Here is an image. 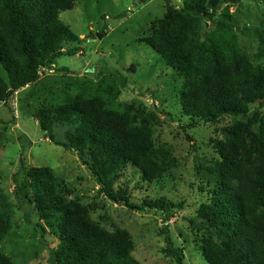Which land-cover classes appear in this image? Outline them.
I'll list each match as a JSON object with an SVG mask.
<instances>
[{"label":"trees","instance_id":"obj_1","mask_svg":"<svg viewBox=\"0 0 264 264\" xmlns=\"http://www.w3.org/2000/svg\"><path fill=\"white\" fill-rule=\"evenodd\" d=\"M75 1L0 0V105L37 84L41 69L53 70L60 57L81 51L83 40L60 19ZM244 1L185 0L177 9L164 0V18L152 23L145 40L183 79L181 117L190 121L182 126L188 140L194 141L187 132L199 122L213 125L218 137L210 141L215 156L199 164L205 202L198 210V227L210 235L202 241L207 264H264V66H255L239 47L230 9ZM204 26L210 32L204 34ZM42 97L33 117L48 139L57 143L54 128L66 126V142L57 145L77 154L100 195L132 211L159 212L166 224V253L184 264V249L175 247L168 228L183 204L135 203L122 182L132 170L142 182L159 184L179 167L171 146L155 137L150 117L141 111L112 112L103 98L89 100L85 93L68 94L59 102L54 93ZM228 117L246 121L219 127ZM20 170L14 180L18 200L37 217L33 226L59 242L50 264H139L131 235L107 231L80 199L66 200L51 168L27 169L23 159ZM11 228L9 218L0 215V243ZM0 264L13 262L0 256Z\"/></svg>","mask_w":264,"mask_h":264},{"label":"rangeland","instance_id":"obj_2","mask_svg":"<svg viewBox=\"0 0 264 264\" xmlns=\"http://www.w3.org/2000/svg\"><path fill=\"white\" fill-rule=\"evenodd\" d=\"M170 1L179 9L185 0ZM230 12L241 51L255 66H264V1L247 0ZM165 13L164 0H76L71 10L61 14V21L83 40L81 51L60 57L53 70L41 69L37 84L17 92L8 105H0V215L7 216L12 226L0 243V256L13 264H50V253L59 243L51 233L43 236L33 226L37 217L29 204L17 198L14 180L23 171L24 159L27 169L51 168L66 200L80 199L104 229L126 230L139 264H177L175 256L166 253L163 216L156 211H132L100 195L99 184L77 154L57 145L66 142L67 127L54 128L57 143H52L33 117L34 108L44 99L40 94L54 93L59 102L68 94L85 93L89 100L103 98L112 112H143L150 117L158 141L171 146L179 167L161 183H144L132 170L122 182L129 186L135 203L146 199L182 203L183 209L174 211L168 223L170 238L175 247L184 249V264H207L202 241L210 235L198 227V210L205 202L199 164L215 156L210 141L218 137L213 125L202 122L187 132L192 142L182 129L190 123L181 117L183 79L145 42L152 23ZM210 30L204 26L203 33ZM237 121L246 118L228 117L219 127ZM213 185L214 181L208 189Z\"/></svg>","mask_w":264,"mask_h":264}]
</instances>
